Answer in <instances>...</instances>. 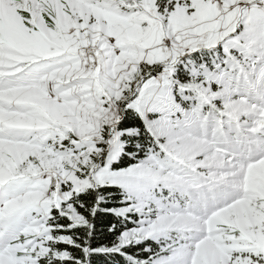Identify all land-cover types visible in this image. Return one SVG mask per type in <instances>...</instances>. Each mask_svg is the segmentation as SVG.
I'll use <instances>...</instances> for the list:
<instances>
[{
    "label": "snow or ice",
    "instance_id": "obj_1",
    "mask_svg": "<svg viewBox=\"0 0 264 264\" xmlns=\"http://www.w3.org/2000/svg\"><path fill=\"white\" fill-rule=\"evenodd\" d=\"M0 264H264V0H0Z\"/></svg>",
    "mask_w": 264,
    "mask_h": 264
},
{
    "label": "trees",
    "instance_id": "obj_2",
    "mask_svg": "<svg viewBox=\"0 0 264 264\" xmlns=\"http://www.w3.org/2000/svg\"><path fill=\"white\" fill-rule=\"evenodd\" d=\"M132 123H135V121H131L128 125L124 124L123 121H121L122 127H129ZM121 139H129V137H122ZM131 149H125V151H130ZM136 163L135 160L129 159L126 155H120L119 160L117 163L113 164L112 167L115 168L117 166L127 168L130 164ZM113 239L111 236H105V235H98L95 237L94 244L102 243V242H110ZM139 247V246H137Z\"/></svg>",
    "mask_w": 264,
    "mask_h": 264
},
{
    "label": "rangeland",
    "instance_id": "obj_3",
    "mask_svg": "<svg viewBox=\"0 0 264 264\" xmlns=\"http://www.w3.org/2000/svg\"><path fill=\"white\" fill-rule=\"evenodd\" d=\"M119 155V154H118ZM120 156V155H119Z\"/></svg>",
    "mask_w": 264,
    "mask_h": 264
}]
</instances>
